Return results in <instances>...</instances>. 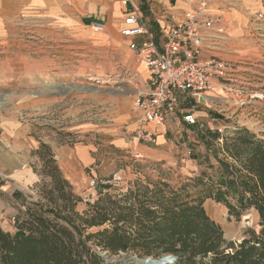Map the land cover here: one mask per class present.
Listing matches in <instances>:
<instances>
[{"label":"rangeland","instance_id":"rangeland-1","mask_svg":"<svg viewBox=\"0 0 264 264\" xmlns=\"http://www.w3.org/2000/svg\"><path fill=\"white\" fill-rule=\"evenodd\" d=\"M258 14L251 21V31L239 35V39L235 36V46L221 54L235 63L234 81L212 93L209 104L195 106L196 125L190 127L175 118L166 122V135L175 140L180 151L166 154L167 148L153 145L164 155L119 145L125 138L152 145V141L135 133L138 124L134 98L147 87L149 71L120 31L94 32L90 26L75 30L61 25L56 28L45 20L24 15L16 19L12 25L15 32L8 44L10 86L5 87L10 96L8 105L15 108L19 120L31 127L36 138L46 142L41 141L40 148L35 150L39 158L31 161L39 179L30 186H22L14 199L8 197L7 211L0 210V222L5 227L2 230L14 235L18 222L29 218L30 208L48 209L47 205H56L52 198L63 207L64 202L58 196L60 179L67 181L65 192L71 190L80 198L75 210L85 215L101 197L104 204L126 194L128 199L121 203L139 199L149 202L155 191L168 192L184 184L196 193L202 187L195 178L217 180L220 158L239 166L235 154L245 158L249 149L237 142L234 145L233 136L238 129L250 131L254 140L264 144V18ZM233 39L230 35V41ZM67 144L91 145L90 152H85L89 161L84 158L81 164L77 158L71 159L70 173L60 166L52 150ZM228 199L238 205L233 194ZM203 207L220 225L226 240L242 241L261 228L259 213L253 207L235 215L224 202L210 197L204 200ZM47 214L54 217L52 212ZM14 217L16 224L10 226ZM110 228L112 223L107 222L85 229L86 235H94L88 245L100 256L105 251L111 257L133 254L155 257L98 245L100 238L96 234ZM208 260L209 257L204 258V262ZM0 264H5L1 255ZM111 264L138 263L133 259Z\"/></svg>","mask_w":264,"mask_h":264},{"label":"trees","instance_id":"trees-1","mask_svg":"<svg viewBox=\"0 0 264 264\" xmlns=\"http://www.w3.org/2000/svg\"><path fill=\"white\" fill-rule=\"evenodd\" d=\"M239 130L234 133V145L247 146L248 155L239 158L235 154L239 166L220 158L217 180L195 178L202 187L196 193L184 184L178 189L169 188L168 192L155 191L149 202L139 199L121 203L128 199L126 194L104 204L101 197L81 215L75 210L80 198L71 190L65 192L67 181L58 177L62 184L58 196L63 207L52 198L56 205L49 204L48 209L30 208L29 218L17 221L14 235L0 228L2 259L5 264H104L88 245L94 235H86L85 229L111 222L112 228L96 234L100 238L97 244L115 251L131 249L156 258L174 254L177 259L173 264H264V144L254 140L250 131ZM231 194L238 205L229 201ZM209 197L224 202L235 215L255 208L260 216V230L239 242L226 240L220 225L203 207ZM206 257L208 262H204Z\"/></svg>","mask_w":264,"mask_h":264},{"label":"crops","instance_id":"crops-1","mask_svg":"<svg viewBox=\"0 0 264 264\" xmlns=\"http://www.w3.org/2000/svg\"><path fill=\"white\" fill-rule=\"evenodd\" d=\"M206 10L215 17H220L222 24L230 35L223 42L226 48L234 47L239 35L251 31V21L259 12H264V0H207ZM199 0H0V210H6L8 197L14 199L17 190L22 186H30L39 178L32 169V158H39L35 150L40 148L41 137L36 138L31 127L19 120L14 107L8 105L9 93L5 90L10 86V73L7 69L10 54L8 44L15 32L12 26L18 18H34L49 22L51 26L58 25L67 29L90 28L93 23L103 25V30L120 31L125 26V17L134 12L139 16V22L146 25L156 42L163 41V30L174 19L184 17V13L198 6ZM90 26V27H89ZM249 28V29H248ZM92 29V28H91ZM126 37V36H124ZM147 37L134 38L136 41ZM128 39V44L131 38ZM231 49V48H230ZM133 51V50H132ZM135 52V51H133ZM136 53V52H135ZM137 54V53H136ZM137 56H139L137 54ZM143 64V61L139 57ZM145 64V63H144ZM146 66V65H145ZM55 84V83H53ZM58 87V84L55 85ZM6 87V88H5ZM54 87V86H53ZM6 91V92H5ZM177 120V119H176ZM179 120L177 122H181ZM184 123V122H183ZM167 125L151 123L148 128L156 135V141L141 143L127 138L119 145L134 147L136 150L153 154L161 153L153 145L167 148L166 154L180 151L174 139L167 137ZM160 142V143H159ZM53 147V144H50ZM91 145L79 147L69 144L52 148L55 158H59L60 166L66 167L70 173L71 159L77 158L83 164L85 154L90 152ZM149 156V155H148ZM80 158V159H79ZM173 158V157H171ZM89 164V163H88ZM87 165V164H86ZM31 169V170H30ZM6 196V199L4 198ZM7 211V210H6Z\"/></svg>","mask_w":264,"mask_h":264},{"label":"built area","instance_id":"built-area-1","mask_svg":"<svg viewBox=\"0 0 264 264\" xmlns=\"http://www.w3.org/2000/svg\"><path fill=\"white\" fill-rule=\"evenodd\" d=\"M207 6V0H199L198 6L187 10L183 18L168 23L161 43L139 22L138 14L131 12L125 17L121 33L131 38L129 48L139 55L149 71L147 87L134 98L137 137L155 142L156 134L148 125H165L173 118L190 127L196 125L195 106L209 104V94L234 81L235 63L221 55L225 52L223 42L229 36L227 29L220 17L206 10ZM258 17L264 18V12ZM91 28L100 32L103 25L93 23ZM143 35L147 37L134 39ZM15 219L10 220V226L16 224ZM0 228L5 229L2 222Z\"/></svg>","mask_w":264,"mask_h":264},{"label":"water","instance_id":"water-1","mask_svg":"<svg viewBox=\"0 0 264 264\" xmlns=\"http://www.w3.org/2000/svg\"><path fill=\"white\" fill-rule=\"evenodd\" d=\"M54 85V84H53ZM201 102L206 103V100L204 98H200ZM247 221L250 220L249 217L245 218ZM101 256L105 259L106 264H111L116 261H129L132 262L133 259H139L142 262L148 263V264H173L175 260L177 259L176 255L173 254H166L161 257H153V256H145V257H139L137 254L129 255L127 257L120 256V257H111L107 252H102Z\"/></svg>","mask_w":264,"mask_h":264},{"label":"bare ground","instance_id":"bare-ground-1","mask_svg":"<svg viewBox=\"0 0 264 264\" xmlns=\"http://www.w3.org/2000/svg\"><path fill=\"white\" fill-rule=\"evenodd\" d=\"M210 97H208L209 99H212L211 94H209ZM138 264H148L145 262L140 261L139 259H134Z\"/></svg>","mask_w":264,"mask_h":264}]
</instances>
